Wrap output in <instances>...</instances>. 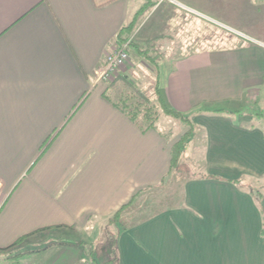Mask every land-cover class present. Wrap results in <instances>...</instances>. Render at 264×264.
<instances>
[{"label": "crops", "instance_id": "0c3cea01", "mask_svg": "<svg viewBox=\"0 0 264 264\" xmlns=\"http://www.w3.org/2000/svg\"><path fill=\"white\" fill-rule=\"evenodd\" d=\"M148 1L130 56L158 66L172 106L192 114L181 158L201 130L204 168L182 182L179 202L113 225L103 243L100 220L161 181L188 130L170 140L142 131L95 81ZM263 112L264 0H0V261L90 264L115 247L113 264H264L251 187L264 188ZM58 225L83 245L35 232Z\"/></svg>", "mask_w": 264, "mask_h": 264}, {"label": "trees", "instance_id": "16d2710c", "mask_svg": "<svg viewBox=\"0 0 264 264\" xmlns=\"http://www.w3.org/2000/svg\"><path fill=\"white\" fill-rule=\"evenodd\" d=\"M153 5V1H148V4L142 7V10L137 11L130 21L124 25L118 34L120 38L124 33L133 31L138 25V19L143 14L144 10ZM158 67V66H155ZM159 71V67H158ZM155 79V94L156 99L152 100L148 98L139 88H136L131 80H129L127 74H119L114 77L108 87L103 93V96L108 99L114 106L122 111L128 118L137 124L142 131H147L150 128L158 129L166 140H170L175 134L173 130L169 129L164 131L159 126L160 110L165 114L174 118L180 119L184 128L188 127V130L182 135V137L173 145L172 148V161L171 167L168 173L161 179L156 185H149L138 190L131 199L119 207L109 218L113 225H119L124 230L131 228L134 224L143 221L151 216L158 214L162 207H166L171 204L173 199H168V183L170 177H172L174 170L177 168L182 151L184 149V141L195 130V124L188 114L176 109L167 98V95L158 83V72ZM112 79V78H111ZM214 111L221 112L222 109H215ZM264 116V112L262 113ZM240 182V181H239ZM246 182V181H244ZM182 185V184H181ZM182 187V186H181ZM252 190L255 195L261 193L258 189ZM183 187L181 188V194ZM182 197V195L180 196ZM53 227V226H52ZM51 227V228H52ZM57 227L73 228L66 225H58ZM50 227H45L35 232L45 230ZM264 234V226L262 228ZM21 241V238L3 249H10ZM55 244L51 243L50 245ZM47 247L41 249L31 250L30 252H38L44 250ZM25 254V253H23ZM117 250L114 247L112 258L99 263L94 259L90 264H113L117 259Z\"/></svg>", "mask_w": 264, "mask_h": 264}, {"label": "rangeland", "instance_id": "374dc122", "mask_svg": "<svg viewBox=\"0 0 264 264\" xmlns=\"http://www.w3.org/2000/svg\"><path fill=\"white\" fill-rule=\"evenodd\" d=\"M154 4V3H153ZM204 28H196V35L198 32L201 33L203 37H207L209 34L208 30L204 31ZM214 33L218 36H221V31H215ZM224 35V33H223ZM146 38V37H145ZM148 48L151 47V43L148 44ZM158 71V67H153V66H144L140 65V62L136 58H132L130 56L128 62L119 68L113 75L112 79L110 78L107 80V87L110 84V82L114 79V77L120 73H127L129 80H131L136 88H139L148 98H151L152 100L156 99V94H155V79H156V73ZM159 72V71H158ZM162 86V85H161ZM218 105H214L213 108H216ZM186 114V113H185ZM187 114L190 116L192 121L194 120L192 118V114ZM237 117H240V115H237ZM194 122V121H193ZM159 123L163 126L164 131H167L169 129L173 130L175 136L178 135L179 133L181 134L183 131V123L181 122L180 119L174 118L170 115L165 114L162 110H160V119ZM177 137V136H176ZM205 136L201 130H197L196 133H193L191 136V141L190 143H187V152L183 154V158L180 159L179 164L177 168L174 170V174L172 177H170L169 183H168V196H166L168 199H173L171 204H175L181 200V184L184 182L185 178L188 179L190 175H192L194 172L197 173L201 171L204 167V140ZM244 180H250V178H244ZM1 188L0 192L2 191L3 188V182L1 179ZM264 188L260 187L258 191L261 193L259 196L260 199H258V202L264 211V197H263V191ZM258 195H255L257 197ZM257 199V198H256ZM1 204V203H0ZM102 222V229L104 234L102 236V242L106 243L107 241L113 240V235H112V227L113 224L110 222V218L106 217L104 219L100 220ZM66 227H56V228H47L45 230H41L38 233H41L38 237L45 239V238H52V240L55 241H69V242H75L76 240V235L77 232H68ZM80 231V237L82 236V233H84V230H79ZM90 231V229H87V233ZM79 245H83V243H77ZM102 252L101 247L100 250H98V254ZM92 258V257H91ZM91 258H89L91 260ZM96 259V258H95ZM99 262L106 261V257L103 259H96ZM85 264V263H84ZM88 264V263H87Z\"/></svg>", "mask_w": 264, "mask_h": 264}, {"label": "built area", "instance_id": "2783aa9c", "mask_svg": "<svg viewBox=\"0 0 264 264\" xmlns=\"http://www.w3.org/2000/svg\"><path fill=\"white\" fill-rule=\"evenodd\" d=\"M137 33V27L130 32H126L122 35L121 40L117 44L115 50L109 53L105 59V62L97 69L95 81H107L112 75L122 66H124L130 58V48L133 42V39ZM1 179H0V188H1ZM1 208V204H0ZM0 264H9L6 262H1Z\"/></svg>", "mask_w": 264, "mask_h": 264}]
</instances>
